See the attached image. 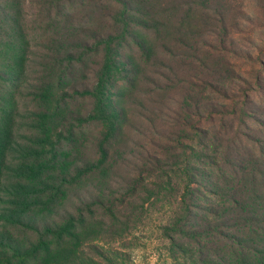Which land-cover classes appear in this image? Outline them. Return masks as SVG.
Masks as SVG:
<instances>
[{"label":"trees","instance_id":"16d2710c","mask_svg":"<svg viewBox=\"0 0 264 264\" xmlns=\"http://www.w3.org/2000/svg\"><path fill=\"white\" fill-rule=\"evenodd\" d=\"M229 34L215 0H0V264H121L99 243L141 190L175 199V264H264V107Z\"/></svg>","mask_w":264,"mask_h":264},{"label":"rangeland","instance_id":"374dc122","mask_svg":"<svg viewBox=\"0 0 264 264\" xmlns=\"http://www.w3.org/2000/svg\"><path fill=\"white\" fill-rule=\"evenodd\" d=\"M215 3L223 8L230 29L227 48L234 51V53H226L225 56L216 52L215 55L218 54L219 57H223L226 63H230V66L225 65L221 69L224 71L226 67L231 68L239 77L237 83L232 85L235 99L240 100L244 93L249 92L257 107L263 108L264 0H215ZM201 13L200 10H196L193 13V18L198 21ZM230 39H232L231 44ZM212 41L215 48L220 49L216 40L212 39ZM248 81L253 84L255 91L249 90ZM253 81H258L257 83L261 85L260 88H257V84H254ZM256 89L258 90L256 91ZM260 115L262 117L264 114ZM144 130L145 133L142 136L130 134L137 139L136 141L129 139V141L132 146L140 144L151 151V142L147 137L150 131L149 129ZM127 173V171L121 172L123 176H126ZM145 198L146 192L141 190L139 196L133 200L132 208H138L136 214L139 217L132 221L131 230L125 238L99 244L119 251L124 260L121 264H175L169 257V241L166 240L162 231V227L169 224L174 216V211L177 208L175 199L154 200L143 207ZM133 218L135 219V216Z\"/></svg>","mask_w":264,"mask_h":264}]
</instances>
